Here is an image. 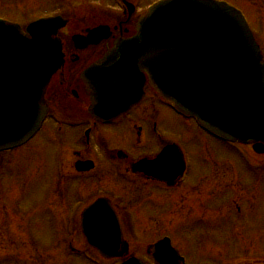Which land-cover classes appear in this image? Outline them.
<instances>
[{"label": "rangeland", "instance_id": "obj_1", "mask_svg": "<svg viewBox=\"0 0 264 264\" xmlns=\"http://www.w3.org/2000/svg\"><path fill=\"white\" fill-rule=\"evenodd\" d=\"M131 1L138 3L139 9L129 22L117 0H0V16L25 28L34 19L59 12L71 19L70 27L76 30L100 24L113 27L123 22L124 28L130 27L135 33L138 17L159 0ZM228 1L247 13L257 42L264 47V0ZM120 33L121 29L114 32L116 36ZM101 49L103 44L83 51L81 60H85L90 52ZM99 52L90 59L102 53ZM69 69L74 70L75 66ZM148 95H151L149 91ZM55 98L56 94L48 98L46 124H52L54 117L58 116ZM146 102L130 118L141 119L140 111L149 106V100ZM156 102H159L157 98ZM157 109L159 128L170 141L188 149L192 163L189 181L191 179L194 191L189 189L188 193L182 194L177 189L162 191L155 186L143 187L149 200L138 205L129 197L134 195V189L142 186L123 185V193L118 192L123 194L124 200L112 198L121 207L132 252L147 264H156L147 253L148 245L168 235L186 255L188 264H264V172L251 170L245 164L240 156L246 152L243 146L237 145L233 149L214 140L196 128L192 121L177 116L162 103H157ZM147 117L146 113L145 120L148 121ZM147 121L139 123L146 125L142 145L152 139L149 132L146 136V130L150 131L152 126L151 117L149 124ZM131 128L122 127V134L131 130L132 139L127 141L124 138L120 143H125V147L122 146L125 152L137 157L146 151L142 150L145 149L143 146L134 145L136 131L135 127L134 130ZM57 132L56 127H44L25 146L0 153V264H92L86 260L85 252L95 260L98 258L86 242L81 227L66 226V208L73 203L74 189H79L81 183L72 186L67 183L64 192H57H62L61 195L54 192L55 167L64 159L62 146L71 138L63 136V142H60ZM114 173L110 168L108 177L96 183L92 191L97 193L96 190L107 187L118 189L120 186L112 183L114 179L117 184L120 180ZM105 181L109 183L107 186ZM198 189L202 192H195ZM204 198L207 200L205 205L212 209L218 207L217 210L206 208L204 212H198L196 205ZM58 201L62 203L57 210L65 211L60 218L66 225L55 221L50 209ZM238 205L245 212L243 217L236 212ZM124 208L134 209L136 215L132 221L135 225L128 223ZM230 209L237 214L234 219L223 215ZM209 214L211 218H206Z\"/></svg>", "mask_w": 264, "mask_h": 264}, {"label": "water", "instance_id": "obj_2", "mask_svg": "<svg viewBox=\"0 0 264 264\" xmlns=\"http://www.w3.org/2000/svg\"><path fill=\"white\" fill-rule=\"evenodd\" d=\"M66 23L61 16L40 18L25 33L19 24L0 19V150L24 144L40 128L47 113V86L64 62L62 42L56 35ZM104 29L108 27L94 28L83 42L100 36ZM118 49L92 72L97 77L109 70L116 79L112 85H134L136 93L121 111L139 98L144 70L149 69L152 84L182 112L226 138L258 142L264 151V59L241 11L218 0H162L140 20L137 35L121 41ZM116 61L119 67L113 66ZM122 71L119 78L117 72ZM96 86L105 93L100 84ZM106 93L97 105L103 116L108 114L104 103L118 100L115 87ZM168 150L155 165L170 167L176 174L175 164L180 167L182 156L176 145ZM109 207L101 200L89 208L84 228L104 253L120 244ZM95 215L97 220L98 215L105 219L106 227L91 225ZM153 249L158 264H180L168 238ZM123 264L144 263L134 258Z\"/></svg>", "mask_w": 264, "mask_h": 264}, {"label": "flooded vegetation", "instance_id": "obj_3", "mask_svg": "<svg viewBox=\"0 0 264 264\" xmlns=\"http://www.w3.org/2000/svg\"><path fill=\"white\" fill-rule=\"evenodd\" d=\"M138 13L135 12L133 15H127V22L132 19V16ZM125 14V12H124ZM69 21L71 19L67 17ZM121 22L119 25H115L113 27L112 34L102 40L100 43L95 45H89L82 48H78L75 42L72 40V36L74 34H86L87 28L85 29H73L70 26L65 28L61 32V37L64 41V48H65V63L64 66L55 74L49 88L47 91V103L48 98L50 95L56 94V106L58 110L56 114L58 115L56 118L54 117L52 124L44 123L42 127H56L57 133L60 135V142H63V136H70L68 144L62 147V150L65 156L68 159V163L65 166V169L68 167V172H56V176L54 178V185H55V195H61L66 189H64L67 183L72 186L80 184V188L74 189L76 191L75 197L72 199V204L66 208L67 216H68V225L62 221L63 225L68 227H77L79 225L82 227L83 220H82V213L85 208L90 206L94 201L99 198L102 199H109L111 208L114 210L116 221L121 225L124 239L129 242L128 251H124L123 247H120L115 252L120 254V257H112L108 258L102 256L97 253L101 259L109 261V264H117L131 256H139L135 255L132 252V247L130 241L127 239L125 234L124 228V220L123 216L120 212L121 207L113 201L112 196L117 198L120 201L124 200V196L122 192L123 185H140L141 188L134 189L136 190L135 193L138 192V195H134L129 197L132 201L138 205H141V202L144 204L149 200L147 199L146 192L144 189L148 186H155L158 187L162 191H171L177 189L178 192L182 194H186L193 189V183L190 178V168H191V160L188 153V150L185 146H180L184 158L186 161V171L184 174V178H179L174 185H169L168 183L158 180L152 176H149L144 170L133 171V165L136 161L142 158H153L155 157L160 151H162L167 145L172 143H178L176 141H170L164 131H162L158 126L159 114H157V103L167 108L169 111L173 112L171 107L160 97V95L156 92V90L149 84L146 80L144 85V96L143 98L135 104L132 108H130L127 112L117 115L113 118L104 119L95 112L94 106L96 105V97L97 94L94 91V88L91 86V83L86 82L83 77L82 73L92 64L98 62L108 50H110L114 42L117 38L121 37H129L133 34L130 27H123ZM119 27V28H118ZM117 29H121V33L117 36L114 32ZM131 31V33H130ZM127 33L128 35H125ZM103 44V49L94 51L95 53L90 52L85 60L82 59L83 51H87L89 48L98 47L99 45ZM70 46H73L70 49ZM263 47V46H262ZM102 51L101 54H99ZM264 51V47H263ZM97 52L98 55L94 59H90L93 55ZM72 66H75L74 70H70ZM61 80V81H60ZM83 88V89H82ZM148 91L151 95H148ZM149 96V97H148ZM156 98L159 102H156ZM147 100H149L148 104L146 105V109L140 111L139 115H141V119L138 118H130L133 112L141 105H143ZM155 100V102H154ZM150 103L152 104V108L149 109ZM147 104V102H146ZM155 105V106H154ZM49 107V105H48ZM148 114V121L149 117H151L152 126L150 131L146 130V133L149 132L152 139H148L146 145H142L143 143V135L144 129L146 127L145 124H139L141 120H145V114ZM52 116V115H51ZM48 118V116H47ZM48 120V119H46ZM133 120V121H131ZM188 120V119H187ZM190 120V119H189ZM146 122L149 124V122ZM122 127H133L131 129L134 130L135 127V138L133 139V143L135 146H143L145 149H142L144 154H141L137 157H132L130 154L125 152L122 148L125 147V143H120L122 139H126L130 141L132 139L131 130L126 134H122ZM197 127H199L197 125ZM42 128V130H43ZM41 130V131H42ZM148 136V133L146 134ZM128 144V143H126ZM145 144V143H144ZM133 145V146H134ZM121 146V148L119 147ZM123 146V147H122ZM132 146V144H130ZM127 149H130L129 146H126ZM70 160L72 164L70 165ZM90 164V165H89ZM89 165V166H88ZM63 166V165H61ZM110 168L113 169L114 176L117 179H120L118 184L116 180L112 183L120 186L118 189L114 190L111 188H103L96 190L97 193L92 191V187L96 186L100 180H105L110 173ZM188 180V181H186ZM187 182V183H184ZM190 182V183H189ZM106 183V181H105ZM189 183V185H188ZM109 183H106L107 186ZM197 184H200L197 182ZM145 187V188H143ZM75 188V187H73ZM201 189V188H200ZM198 189L195 192H202V190ZM114 190V191H113ZM121 191V193L118 192ZM62 191L61 193H57ZM176 192V193H178ZM121 194V195H120ZM144 194V195H143ZM201 200L199 204L196 205V210L198 212H204L207 208L208 210H217L218 207L213 206L214 209L205 205V200ZM62 202L58 201L55 204L56 209L60 206ZM152 203V202H151ZM154 204V203H152ZM239 212H242L241 207L238 205ZM120 208V209H119ZM216 208V209H215ZM63 209H61L62 211ZM127 212V221L128 223H132L135 225V222L132 221L133 217H135L134 209H123ZM228 210V209H227ZM64 211V210H63ZM57 211L60 215L64 212ZM227 214V215H226ZM236 214V213H235ZM234 210L230 209L229 213H224V216H230L234 219L235 217ZM202 216V214H201ZM211 218L210 214L206 215ZM101 215H98L99 222ZM229 217V218H230ZM202 221V219H201ZM207 221V220H206ZM126 237V238H125ZM162 238V237H161ZM136 239V238H135ZM160 239V238H158ZM154 243V242H152ZM131 250V252H130ZM72 254V253H71ZM153 258V257H152ZM114 261V262H112Z\"/></svg>", "mask_w": 264, "mask_h": 264}]
</instances>
